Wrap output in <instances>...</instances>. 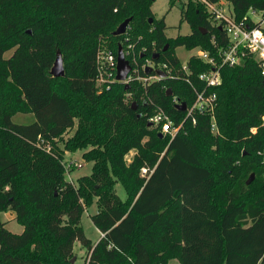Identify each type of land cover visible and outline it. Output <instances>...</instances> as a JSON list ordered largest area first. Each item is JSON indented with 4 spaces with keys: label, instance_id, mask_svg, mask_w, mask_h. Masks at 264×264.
<instances>
[{
    "label": "trees",
    "instance_id": "obj_1",
    "mask_svg": "<svg viewBox=\"0 0 264 264\" xmlns=\"http://www.w3.org/2000/svg\"><path fill=\"white\" fill-rule=\"evenodd\" d=\"M226 1L237 19L250 9L264 12V0ZM153 2L0 0V213L13 211L24 227L14 233L0 222V264H76V241L87 248L86 264H168L173 258L180 264H264L262 70L253 58L241 68L223 69L216 90L219 134L212 132L209 116L198 115L173 138L160 137L149 125L152 113L164 109L180 123L187 113L174 98L191 104L195 97L179 77L176 49L211 50V33L224 34L211 28L203 3L185 0L181 23L188 22L191 32L169 37ZM127 18L137 49H146V57L159 52L157 61L171 73L147 85L115 81L99 93V37L110 34L117 54L130 30L113 32ZM77 45L83 47L80 60L68 61ZM60 51L65 75L55 77L51 69ZM205 69L200 64L196 71ZM126 94L132 99L126 101ZM18 113H32L35 121L15 123ZM129 116L134 127L126 128ZM76 125L65 151L93 146L84 158L94 165L91 175L74 184L66 178L58 142ZM217 169L236 183L219 199ZM252 173L256 177L247 184ZM118 182L125 200L112 190ZM254 185L256 198L244 199ZM95 198L99 210L92 221L105 234L96 244L82 226L85 207Z\"/></svg>",
    "mask_w": 264,
    "mask_h": 264
},
{
    "label": "built area",
    "instance_id": "obj_2",
    "mask_svg": "<svg viewBox=\"0 0 264 264\" xmlns=\"http://www.w3.org/2000/svg\"><path fill=\"white\" fill-rule=\"evenodd\" d=\"M199 1L203 3L210 14L211 28H219L223 32L224 38L213 31L211 33L212 49L208 50L197 46L195 49L199 53L193 54L186 63H182V74L179 77H183L190 84L195 95L191 104L185 102L186 110L184 111L187 113L185 120L177 123L164 109L156 110L149 118L151 126L157 128L159 133L164 136L170 135L171 138L182 131L188 118L196 122L198 115L209 116L212 132L219 134L216 119L218 106L216 90L223 82V69L225 67L241 68L247 63L248 59L253 58L264 75V12L250 9L244 18L237 19L232 6H225L222 0L218 2L211 0ZM254 15H260L259 19H253ZM127 45L128 48L124 49V51L126 58L129 59L132 65V71L124 82L125 84H130L132 81H140L147 85L155 80L164 78L160 77L156 70L166 72L167 77L170 75L171 72L167 64L158 62L153 56L146 57V49L138 50L132 41L128 42ZM140 57H145V61L140 63ZM190 60H192L191 65L189 63ZM117 63L118 53L109 52L106 55L99 53L97 82L102 83L106 88H110L113 80L117 81ZM200 64L206 65L207 69L196 71V69H199ZM147 67H152L154 72L147 73ZM141 69L146 72V75L140 74ZM174 101L179 106L184 103L177 97L174 98ZM262 124L264 125V115ZM252 131L256 132L257 128H253ZM259 154L264 165V149L260 150ZM143 173H147V169H143ZM101 234L102 236L105 235L104 233Z\"/></svg>",
    "mask_w": 264,
    "mask_h": 264
},
{
    "label": "rangeland",
    "instance_id": "obj_3",
    "mask_svg": "<svg viewBox=\"0 0 264 264\" xmlns=\"http://www.w3.org/2000/svg\"><path fill=\"white\" fill-rule=\"evenodd\" d=\"M185 0H178L176 4L171 7L170 0H154L152 5V10L154 12V16L157 19L165 18L166 22V34L169 37H176L179 34H189L191 32V26L188 22L181 23V8L183 6V3ZM223 4L225 6L230 7L231 5L227 3L226 0H222ZM260 15H254L252 18L255 20L259 19ZM119 25L116 26L118 28ZM115 28V29H116ZM131 27L128 28L130 30ZM127 30V31H128ZM132 39V33L130 30V33L126 36L122 37V39L118 42L121 43L126 50L128 48L127 43L131 42ZM134 39V38H133ZM83 45V44H79ZM99 49L100 54L106 55L109 52L115 53V50L117 48V43H114V40L110 36V34H102L99 37ZM81 48L78 45L75 47V50L69 53L68 55V61H79L81 58ZM61 55L63 57L62 51ZM199 52L195 48H188L186 46H180L176 49V54L179 57L180 61L182 63H186L190 57L193 54H198ZM12 54V51L7 52L6 56L9 57ZM56 60V59H55ZM63 62L66 61L63 58ZM115 82V80H113ZM112 82V83H113ZM97 88L98 92H102L103 90H107L109 88H106L102 83L97 82ZM128 94H126V101L131 100L132 96L127 97ZM156 112V110H155ZM153 112L152 115L155 113ZM132 118L129 116L126 118L128 127H134L131 122ZM13 121L18 124H30L35 121V115L30 113H18L13 116ZM77 125L68 131V133L62 138L61 141L58 142V146L61 149H64V161L66 162L67 166V172H66V178L74 183L77 184L79 182V179L83 176L91 175L93 172V165L94 162L92 160H86L84 158V152L90 151L93 146H89L85 149H78L76 151H65V144L67 141L74 135L76 131ZM212 150V149H211ZM136 153L135 150H132L126 157L128 162H131L134 154ZM243 163V162H242ZM218 184L215 188V196L219 199L221 197V194L226 187L233 188L236 183L233 181H229L227 175L225 173L221 172L219 169H217L216 174ZM248 180V179H247ZM115 190L118 195L125 200L127 198V193L125 190V187L121 182H118L115 186L112 187V190ZM259 193L257 187L255 185L248 189L243 198L244 199H254L256 198V194ZM99 210L97 199L95 198L93 203L90 206H86L85 210L82 215V226L84 228L86 236L92 241V243H96L100 240L102 234L97 229V227L94 225L92 221V215L96 214ZM7 222L6 227L11 230L14 233H22L24 230V227L22 224L15 219V213L11 210L1 212L0 213V222ZM74 251L76 255V264H86V256H87V248L82 245L80 241H76L74 245ZM168 264H180L179 260L177 258L170 259Z\"/></svg>",
    "mask_w": 264,
    "mask_h": 264
},
{
    "label": "water",
    "instance_id": "obj_4",
    "mask_svg": "<svg viewBox=\"0 0 264 264\" xmlns=\"http://www.w3.org/2000/svg\"><path fill=\"white\" fill-rule=\"evenodd\" d=\"M130 22H131V18H127L126 20H124L119 25V27L113 32V34L116 36L125 34L128 27H129ZM28 32L31 33V30H29ZM166 48H167V46L164 48V50H166ZM159 57H160L159 52L153 54L154 59L157 60V59H159ZM131 71H132V65H131L129 59L126 58V54H125L123 45L119 44L116 80L118 82L124 83L127 80L128 76L130 75ZM146 72L152 73V72H154V69L152 67H147ZM156 72L159 74L160 77H167V73L164 71L156 70ZM51 73L55 77H61V76L65 75V67H64L63 58H62V55L60 52H58L57 59L54 63V66L51 69ZM126 87H129V84H127ZM167 94L170 96L173 95V89L168 88ZM137 108H138V104L136 102H133V109L137 110ZM179 108L182 110H186V103L184 102L182 105L179 106ZM139 116H141V114H139ZM149 125L151 126L152 124L149 122ZM159 134H160V137L164 136L162 133H159ZM255 177H256L255 173H252L251 176L249 177V179L247 180V184H250L251 182H253ZM75 260H76V256L73 257L72 262L75 263Z\"/></svg>",
    "mask_w": 264,
    "mask_h": 264
},
{
    "label": "crops",
    "instance_id": "obj_5",
    "mask_svg": "<svg viewBox=\"0 0 264 264\" xmlns=\"http://www.w3.org/2000/svg\"><path fill=\"white\" fill-rule=\"evenodd\" d=\"M97 243V242H96ZM96 243H94V244H96Z\"/></svg>",
    "mask_w": 264,
    "mask_h": 264
}]
</instances>
